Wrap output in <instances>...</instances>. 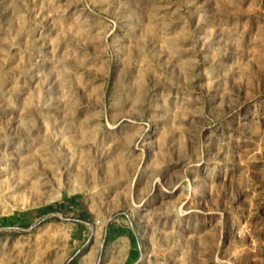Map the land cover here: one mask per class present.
Segmentation results:
<instances>
[{
  "label": "rangeland",
  "instance_id": "1",
  "mask_svg": "<svg viewBox=\"0 0 264 264\" xmlns=\"http://www.w3.org/2000/svg\"><path fill=\"white\" fill-rule=\"evenodd\" d=\"M0 264H264V0H0Z\"/></svg>",
  "mask_w": 264,
  "mask_h": 264
}]
</instances>
